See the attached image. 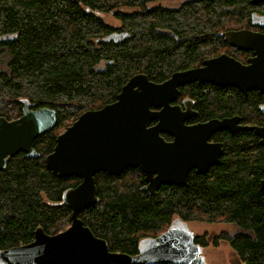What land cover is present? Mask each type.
<instances>
[{"label":"trees","instance_id":"obj_1","mask_svg":"<svg viewBox=\"0 0 264 264\" xmlns=\"http://www.w3.org/2000/svg\"><path fill=\"white\" fill-rule=\"evenodd\" d=\"M156 1L0 0V38L7 37L0 40V55L7 56L6 68L0 69V116H20L23 100L30 107L56 111L55 126L32 143L40 156L19 151L0 169V249L29 242L38 226L56 233L70 224L71 211L62 195L81 179L56 177L44 163L60 128L83 111L114 101L136 73L161 82L199 64L224 42L218 32L231 26L228 21L248 16L253 8L248 0L150 6ZM107 12L118 19V27L103 21ZM180 90L195 99L199 119L213 116L214 107L229 110L230 99L204 85L191 83ZM251 95L233 96L232 108L246 104V118H262L256 111L261 100ZM220 137L225 142L218 164L204 174L190 171L186 185L162 184L149 194L142 189L139 167L119 175L96 173L97 201L78 217L111 251L129 254L174 218L230 223L237 230L221 231L213 244L225 240L241 264H264V189L259 184L264 147L253 132ZM195 242L205 246V236L196 235Z\"/></svg>","mask_w":264,"mask_h":264},{"label":"water","instance_id":"obj_2","mask_svg":"<svg viewBox=\"0 0 264 264\" xmlns=\"http://www.w3.org/2000/svg\"><path fill=\"white\" fill-rule=\"evenodd\" d=\"M223 36L229 43L255 52L249 65L220 54L205 59L202 66L174 71L161 82L136 73L114 101L83 111L56 136L52 151L44 157L45 167L56 177L81 179L62 195V201L71 209L70 224L56 233L36 227L31 241L0 250V264H207L201 247L194 243L195 235L180 219L158 236L143 240L137 253L128 254L111 251L107 241L95 236L78 214L97 201L94 175L98 172L119 175L126 168L139 167L144 174L143 190L153 194L162 184L186 185L191 169L204 174L218 164L220 143L209 138L219 129L232 131V122L212 118L186 125L189 108L182 111L171 102L179 86L194 81L243 88L246 83L255 85L253 79H257L264 86V35L240 30L224 32ZM153 120L156 122L152 124ZM55 124L53 108H33L27 100H23L22 114L17 118L0 116V169L19 151L39 157L32 143ZM235 129L252 130L264 145V126ZM164 132L172 140L167 141ZM260 187L264 189V179Z\"/></svg>","mask_w":264,"mask_h":264},{"label":"flooded vegetation","instance_id":"obj_3","mask_svg":"<svg viewBox=\"0 0 264 264\" xmlns=\"http://www.w3.org/2000/svg\"><path fill=\"white\" fill-rule=\"evenodd\" d=\"M248 1L251 5H253V8L251 10H249V12H248L249 13L248 16L236 20L235 25L230 26V27L225 28V29H221L218 32V34L222 37V41H224V42H222V44L219 45V47L216 50V53H213V54L203 58L199 64L191 66L189 68L202 66V62L205 59L216 57L220 54H225L228 58H232V59L240 62L243 65H249L251 63V59L256 56V54L253 50H251L249 48H239V47L229 43L225 39V37L223 36L224 32L240 31V30H245L246 32H249L251 34L264 35V1H261L258 3H252L250 0H248ZM115 34L121 35L122 33H115ZM115 34L113 33L112 35H115ZM189 68H186V69H189ZM183 70H185V69H183ZM260 81L261 80L253 79V82L256 83L255 85L250 86L249 84L246 83V85L243 88H240L239 86L232 85V84L220 85V84H215V83H211V82H203V83H197L196 81L191 82V83H195L197 85H204L209 90L212 89V92L213 91L214 92L215 91L221 92L222 95H226L227 98L230 99V100H228V103H227L229 106V108H228L229 110L221 111L219 106L217 108L214 107L215 108V110L213 111L214 115L207 118V119H199L198 118L199 110L196 109L195 99H193L188 94L181 93L180 88L185 86V85L191 84V83H187V84H184L182 86H179V92H178L176 98L171 102V105L180 106L182 111L189 108L190 116L186 117L184 119V123L186 125H191V124H195V123H199V122H205V121L212 119V118H218L220 120L229 119L232 122V128H231V129H233L232 131L228 128L219 129V130L214 131L210 135V138H209V141H211V142L220 143V146H221V153L219 156V159H220L221 154H222L223 149H224V142H225V140H223L220 137L221 135L234 134V133H239V132H243V131L253 132L252 130H245V129H240L237 131L235 129V127L246 126V125L264 126V86L261 84ZM248 83H250V82L248 81ZM251 94H254L255 96H257L261 100L260 102H258L256 104V111H257V113L261 114L262 118H259V119H256L255 117H251V119L246 118V104H244V106L239 110H236V109L233 110L234 108H232V104L236 102L234 97L236 98V97L241 96V97L246 98V97H249ZM250 110L251 109L248 108L247 113L250 114L251 113ZM155 122H156V120H153L152 124ZM253 134L257 137L258 144H259V137L254 132H253ZM162 135L164 136V138L167 141H170L173 138L167 132L162 133ZM260 146H262V145H260ZM262 147H264V146H262ZM135 168H137V167H135ZM190 171L195 172V169H191ZM143 179H144V174H143ZM144 185H145V182H144L143 186Z\"/></svg>","mask_w":264,"mask_h":264},{"label":"rangeland","instance_id":"obj_4","mask_svg":"<svg viewBox=\"0 0 264 264\" xmlns=\"http://www.w3.org/2000/svg\"><path fill=\"white\" fill-rule=\"evenodd\" d=\"M182 0H160L152 5H161L163 7H177ZM124 10H133L129 8H123ZM103 21L113 27L120 25L118 19H116L111 13L107 12L103 14ZM228 24L233 26L235 21L229 20ZM230 27V26H229ZM7 56L5 54L0 55V69L6 68ZM64 129L60 128L62 132ZM189 230L197 236H205L206 245L202 248V255L207 264H241L235 251L229 246V244L222 239H218L216 244H213L212 240L219 235L221 231L234 232L237 229L234 225L224 222L206 223L203 221H189L187 222Z\"/></svg>","mask_w":264,"mask_h":264},{"label":"bare ground","instance_id":"obj_5","mask_svg":"<svg viewBox=\"0 0 264 264\" xmlns=\"http://www.w3.org/2000/svg\"><path fill=\"white\" fill-rule=\"evenodd\" d=\"M259 144H260V143H259ZM260 145H261V144H260ZM262 146H264V145H262ZM263 179H264V178H263ZM261 180H262V179H261ZM77 184H78V183H77ZM77 184H76V185H77ZM259 184H260V182H259ZM65 205L70 209V207H69L67 204H65ZM70 211H71V209H70ZM70 214H71V213H70ZM175 219H177V218L172 219V221L169 223L168 227L171 225V223H172ZM68 226H69V225H68ZM68 226H67V227H68ZM38 227H41V226H38ZM168 227H167V228H168ZM167 228H166V229H167ZM166 229H165V230H166ZM165 230H164V231H165ZM164 231H162V232H164ZM162 232H161V233H162ZM161 233H159V234H161ZM159 234H158V235H159ZM195 237H196V235H195ZM195 237H194V243L201 247V254H202V248H203L204 246L201 245V244H199V243H197V242H195ZM30 241H31V240H30ZM0 250H1V249H0ZM124 253H126V252H124ZM128 254H129V253H128ZM169 264H171V263H169Z\"/></svg>","mask_w":264,"mask_h":264}]
</instances>
